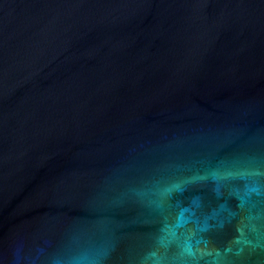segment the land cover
<instances>
[{
  "label": "water",
  "instance_id": "95a60500",
  "mask_svg": "<svg viewBox=\"0 0 264 264\" xmlns=\"http://www.w3.org/2000/svg\"><path fill=\"white\" fill-rule=\"evenodd\" d=\"M0 264H264V0H0Z\"/></svg>",
  "mask_w": 264,
  "mask_h": 264
}]
</instances>
